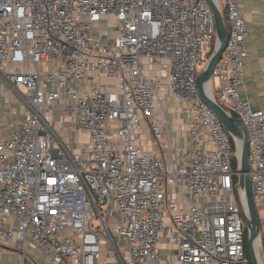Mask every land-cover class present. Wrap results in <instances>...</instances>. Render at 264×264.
<instances>
[{
    "label": "built area",
    "instance_id": "1",
    "mask_svg": "<svg viewBox=\"0 0 264 264\" xmlns=\"http://www.w3.org/2000/svg\"><path fill=\"white\" fill-rule=\"evenodd\" d=\"M217 1L209 92L247 131L261 242L264 111L238 90L251 27ZM214 35L207 0H0V245L22 264H249L236 143L196 86Z\"/></svg>",
    "mask_w": 264,
    "mask_h": 264
},
{
    "label": "water",
    "instance_id": "2",
    "mask_svg": "<svg viewBox=\"0 0 264 264\" xmlns=\"http://www.w3.org/2000/svg\"><path fill=\"white\" fill-rule=\"evenodd\" d=\"M208 5L211 8L216 41L213 50L208 57L203 70L196 78V86L202 101L207 104L213 112L220 119L222 125L231 134L236 146V155L238 159V187L243 191L245 195L246 214H244V220L247 231V242L250 254V264H262L259 257V221L257 217L256 206L253 198L252 184L249 177V164H248V140L247 131L240 121V119L227 113L224 108L218 104L209 92V83L212 77L214 66L219 60L226 41L228 39V30L225 27L219 4L217 0H207ZM255 241L257 242L255 246Z\"/></svg>",
    "mask_w": 264,
    "mask_h": 264
},
{
    "label": "crops",
    "instance_id": "3",
    "mask_svg": "<svg viewBox=\"0 0 264 264\" xmlns=\"http://www.w3.org/2000/svg\"><path fill=\"white\" fill-rule=\"evenodd\" d=\"M239 6L244 19L251 27L246 40L247 55L243 61L244 78L238 88L239 95L248 101L254 110L264 111V0H239ZM101 82L107 81L101 78ZM169 105H172V102H169ZM168 117L174 123L185 121L177 107L171 108ZM0 129L3 136L8 134L5 127ZM185 131L186 126L179 125L173 132L179 142L184 140ZM0 264H22L20 253L0 245Z\"/></svg>",
    "mask_w": 264,
    "mask_h": 264
},
{
    "label": "trees",
    "instance_id": "4",
    "mask_svg": "<svg viewBox=\"0 0 264 264\" xmlns=\"http://www.w3.org/2000/svg\"><path fill=\"white\" fill-rule=\"evenodd\" d=\"M220 12H221V17H222L223 23H224L225 27L228 29L229 25H228V18H227L226 9L224 8V5L221 2H220ZM215 39H216V36L214 35V37L212 39V42H211V50L207 53L206 58H208L210 56V54H211V51H212V49L214 47ZM232 116H234L233 113H232ZM232 165H233V169L235 171H237L238 170V159H237L236 154L234 155V158H233V161H232ZM234 181L235 182L238 181V176L237 175L234 177ZM261 243H262L261 244V250L263 252V249H264V239L263 238L261 239ZM244 251H245V255H246V258L248 260V263L250 264V262H249L250 254H249V249H248L247 231L246 230H245Z\"/></svg>",
    "mask_w": 264,
    "mask_h": 264
},
{
    "label": "rangeland",
    "instance_id": "5",
    "mask_svg": "<svg viewBox=\"0 0 264 264\" xmlns=\"http://www.w3.org/2000/svg\"><path fill=\"white\" fill-rule=\"evenodd\" d=\"M220 8V7H219ZM111 27V26H110ZM208 59V58H207ZM207 59L206 60H204V62H203V64L201 65V67L199 68L198 67V71H199V73L203 70V68H204V66H205V64H206V61H207ZM199 73H198V75H199ZM218 86V79L216 78V77H211V79H210V87H211V90H212V92L215 94V95H217V90H216V87ZM143 145H144V148L146 149L147 148V142H145V143H143ZM257 209H258V207H257ZM260 233L262 234L263 233V228L261 227V229H260ZM261 243V242H260ZM162 249H163V252L164 253H166L167 251H168V247H162ZM261 252H262V250H261V247H259V257H260V260H261ZM168 261H171V260H168ZM261 263L262 264H264L262 261H261Z\"/></svg>",
    "mask_w": 264,
    "mask_h": 264
},
{
    "label": "bare ground",
    "instance_id": "6",
    "mask_svg": "<svg viewBox=\"0 0 264 264\" xmlns=\"http://www.w3.org/2000/svg\"><path fill=\"white\" fill-rule=\"evenodd\" d=\"M257 242L255 241V246H256Z\"/></svg>",
    "mask_w": 264,
    "mask_h": 264
}]
</instances>
